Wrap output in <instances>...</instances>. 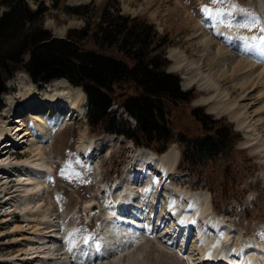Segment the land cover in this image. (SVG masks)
I'll use <instances>...</instances> for the list:
<instances>
[{
	"label": "rangeland",
	"instance_id": "1",
	"mask_svg": "<svg viewBox=\"0 0 264 264\" xmlns=\"http://www.w3.org/2000/svg\"><path fill=\"white\" fill-rule=\"evenodd\" d=\"M39 1H43L44 5L48 7L44 25L52 31L53 37L56 38L65 39L70 29L83 28L86 25V19L92 24V29H95L101 19V13L108 2L112 5L113 10L120 9L123 15L145 18V20L155 25L161 35L167 36L169 43L166 45L165 51L170 63L168 70L178 75L181 80V90L188 92L189 100L174 102L164 99L165 104L168 106L169 119L172 123V140L174 143L170 145L169 150L162 154V156L171 154L173 152L171 150L174 149V151H178L179 158H181L184 151L181 145H189L191 146V150H193L195 146L192 139L206 134L203 125L194 116L195 109H199L204 114L211 115L212 119H218L219 121L216 123L218 127L230 126L232 131L237 134V137L234 139L233 144L228 147L229 149L220 155L211 159L199 157L198 160H201V162L197 163L196 167L192 169L195 173L193 171L181 172L176 170L173 175L171 174L169 179H163L167 176L164 177L161 172L160 174L156 172L159 170H154V167L152 169L148 167L143 173H140L138 175L139 181L137 183L136 181L128 183V187L134 190L131 196H135V200H138L139 197L141 199L140 203L145 204L146 208L143 211H147L143 212L142 209L140 211V213L143 212V215H145V222L141 221V219L136 220L137 223L139 222V230H137L134 224L131 225L132 227L128 226L127 220L117 219L118 221L121 220L120 224L123 225L122 228L126 231L120 234L110 233V228L108 227L110 219H108L106 213L114 207L112 200H114V195L118 194L117 192L122 189L128 173H131L130 166L132 165V169L136 166L135 158L139 150L136 147V151H131L133 149L131 141H124L122 144L115 138L114 147L110 149L109 147H101L100 150L94 152L93 156L84 159L86 166L89 167L88 170L84 163L80 161V158H77L78 152L81 154L79 146L81 145V138L84 137L83 132L87 131L88 140L91 139L89 141H100L108 135L101 133V129L97 128L93 130L88 125L85 115L87 111V100L85 97V102L82 105L84 116L81 118L74 117V115H71L72 117L64 116L58 118V120L55 117L58 124H63V129L53 131L50 138L44 139L43 144L49 149L48 164L53 169V173L46 176L47 186L44 193L38 196L39 198L43 197V203L40 206L36 205L32 210L21 211L18 207H13V203L8 204L10 201L7 199L10 193L7 195V192L12 193L16 188L12 185L18 181L10 178L11 183L4 186L5 180L3 181V174H0V201H2L0 203V255L9 258L16 256L18 257L16 262L19 263L28 261V258H31V253L34 251L29 250L31 248L30 244L34 242L32 238L39 237L38 231L40 230H35L38 226L42 228L43 232L40 233L45 237L44 241L48 245L47 253L51 256L48 264H187V261H182L179 258L182 255L178 253V249H173V253H169L172 251V248L166 244L169 242L173 243L179 233L188 234L186 237H183L184 244L182 238L181 241L177 240L176 242L177 244L178 242L182 243L180 248L188 252L187 257L191 264H210L206 260L203 261L209 253L219 258L221 264H230V261L232 264H249L250 255H254V253H251L252 249L257 248L260 243L264 242V238L259 235V233L264 232V82L261 80L263 76H261L262 78L252 77V82H245L243 88L236 86L234 84L235 80H242V78L248 77V71L240 68L231 71L229 70L230 67L224 66L223 69L221 65H215L216 59H208L202 56L205 45L200 41L204 35L202 28H204L209 36L215 34L213 37L217 36L216 40L219 37V35L213 32V29L207 27L208 21H204L202 7L216 5L217 8L227 9L230 3L212 4V0ZM244 1L249 3L248 7L252 9V13L259 18L261 17L260 21H262L263 14L258 12L261 9L258 0H241L243 3ZM29 4L33 8L37 7L36 0H29ZM65 5L72 7L86 6L82 10L85 13L86 19L79 15L67 13L64 9ZM3 10L4 8L0 5V14ZM234 10L242 12L244 14L243 17L246 16V13H250L239 6L234 9L224 10V12H233ZM257 12L259 13L258 15ZM260 14L262 15L260 16ZM240 23L237 22V25L239 26ZM205 24H207L206 29L204 27ZM229 24L230 21H227L225 28L230 29L231 26L229 27ZM261 27H264V21L254 27L255 29L251 28L252 31L249 28H240L241 31L243 30L247 34L259 36V29ZM218 40L222 42L220 37ZM81 45L85 49H98V45L92 37L83 41ZM171 49L183 53L185 55L184 62L189 60L191 62L198 61V63L202 64L203 71L206 73L205 76L210 78L209 85L201 86L200 79H197L199 83L185 85V76L183 77L182 71L174 68L175 62L169 52ZM109 53L125 59L121 52L111 50ZM263 62L261 64L264 66ZM226 70L230 72L223 79H220L218 76H220L221 72H226ZM25 72L22 69L21 71L17 70L14 76L5 82L7 90L0 97L2 101L0 105V121L4 120L5 122H0V127H5V124L8 122L12 123L17 117H21L19 119L22 120L24 119L22 123L26 126L23 128V131L26 128L27 130H31L35 125L34 116H31L26 103L24 104L20 95H18L21 90H24V87H19L16 81L19 78H26V83H32L36 87L39 85L33 83L29 74L27 73V75ZM19 73L23 74V78L19 77ZM258 73L259 71L255 74ZM188 74L189 72L186 73V75ZM39 87L40 89L44 88L43 85ZM121 89L116 92V95L118 93L123 95L126 87L122 86ZM227 91L230 92L229 96H223ZM137 92H139L138 88L131 83L128 94L132 95ZM15 94H17V97ZM4 96H8L6 97L7 102L3 98ZM211 97L213 99H209ZM205 98L207 100L203 101L202 99ZM11 100L16 102L14 106L15 110L10 109ZM232 101H237L232 105V108L235 111L242 109L240 110L241 115L239 118L243 117L244 120L240 119L238 121L228 112H220L213 109L212 105L214 104L218 105ZM111 108H113V111H117L118 118L122 117L127 122H135V118L119 108L118 104H113ZM16 110L19 111L16 112ZM201 112H199L200 115ZM2 115H7L8 119L3 118ZM246 118L247 120L250 118V120L247 122ZM19 119H15V121L17 122ZM209 124H211V129L214 131V124ZM10 126L16 125L10 124ZM22 135L21 133L20 137ZM183 136L187 138H184L186 141H184ZM23 145L25 149L19 146L11 148L12 150L14 149L11 153L12 156L0 152V163L6 159L13 162L31 156L33 153L32 148L26 144ZM101 146H104V144L102 143ZM133 158L135 159L134 161L132 160ZM62 171H64V175H61ZM118 178L120 180L116 183ZM139 187H148L147 193L137 195L136 190L139 191ZM180 190L203 192L208 195L209 190L212 191L210 198L213 202L212 208L217 210V212H222L224 215H213L210 209V202L207 203L205 198L200 197L198 206L200 207L199 211L202 208V216H191L192 218L189 217V220L184 223L185 225L179 223V226H177L176 223L179 219L176 216L172 218L173 214L170 213L171 211L168 206L171 203V199L178 196L177 193ZM13 194H17V192ZM18 199L21 202L17 200L16 205L21 206V197L19 196ZM110 201L111 205H108L107 203ZM182 202L185 201L183 200ZM188 205L190 204L185 203L183 207ZM48 206L50 207L49 212L54 213L52 219L49 220L45 219L43 214ZM154 206L159 208L160 213L156 222V229L159 227V222L164 215L170 220L169 224L163 217L165 221L162 222L160 230L156 231V233L147 232L148 234H145V236L141 235L143 242L139 248L134 247L125 250V248L131 246H127L125 243L131 244V239H137L135 234L138 231H143L147 228H149V231L152 229L151 221L153 219L148 218L153 215ZM124 215L127 218L132 217V214L128 212ZM247 216H250V218L247 219ZM102 217H105L106 223L105 220L99 219ZM192 220L195 222H192ZM153 225L155 227V224ZM187 225H190V227ZM184 226L186 228H182ZM193 227L197 232L196 237H194L192 231ZM52 231H56L61 240L57 239L58 241H56L51 239L49 235ZM190 235L193 237H189ZM225 236L227 237L226 239L224 238ZM129 237L131 238L127 241ZM172 237H175L174 240L170 239ZM66 238L67 240H64ZM82 239L86 240L83 242H86V244L81 245L78 242ZM77 243L78 246L76 245V247L78 248L76 249L73 247V244ZM111 243L118 244V252L113 253L114 255L109 259L102 257L97 260V250L105 252V246L109 248L113 247ZM63 245L67 246V248H64ZM260 255L261 257L253 258L256 264H264V252L262 251ZM94 260L95 262H93ZM46 261L47 258H44L38 261L37 264H46ZM0 264L13 263L9 261L0 262Z\"/></svg>",
	"mask_w": 264,
	"mask_h": 264
},
{
	"label": "trees",
	"instance_id": "2",
	"mask_svg": "<svg viewBox=\"0 0 264 264\" xmlns=\"http://www.w3.org/2000/svg\"><path fill=\"white\" fill-rule=\"evenodd\" d=\"M36 3L34 9L29 0H0L4 8L0 14V97L6 90L5 82L18 69L27 71L34 82L66 78L86 93L87 118L93 130L124 135L137 146L166 150L173 140L164 99L189 100L188 92L181 90L178 75L166 70L167 36L160 35L145 18L123 15L108 2L95 29L82 11L86 6L65 5L67 13L82 16L86 25L70 29L65 39L56 38L44 25L48 7L43 1ZM90 37L98 49L82 47ZM111 50L121 52L125 59L109 53ZM131 83L139 90L136 94H128ZM122 86L126 87L123 95H116ZM114 103L135 118V126L117 117V111L110 109ZM199 112L195 109L194 116L206 134L192 139L193 150L183 145L181 167L190 164L194 168L201 162L199 157L220 155L237 136L230 126L218 127V120ZM209 123L214 124V131Z\"/></svg>",
	"mask_w": 264,
	"mask_h": 264
},
{
	"label": "bare ground",
	"instance_id": "3",
	"mask_svg": "<svg viewBox=\"0 0 264 264\" xmlns=\"http://www.w3.org/2000/svg\"><path fill=\"white\" fill-rule=\"evenodd\" d=\"M258 2L261 8L260 10H258V12L263 14L262 16L263 18L261 21V23H263L264 21V0H258ZM258 12H257V15L259 14ZM225 13H231V16L223 17L222 18L223 23H214L212 20H210V18H208L203 13L204 21L205 20L208 21L207 23L208 26L207 24H205L204 26L205 29H206V26L210 29H213V32H215L216 35H219L220 39H222V42L224 43L219 42L218 40L219 37L216 40L215 38H217V36L215 38L213 37L215 34L214 35L212 34L209 36L207 32L204 30V28H202L204 35L203 37H201L200 41L203 43V45H205L204 47L205 50L203 51L202 56H205L208 59L210 58L216 59L214 64L221 65L223 69L225 66V67H230L229 70L231 71H234L237 68H240L242 70H247L248 77L242 78V80H235L234 84L236 86H241L243 88L245 86L244 83L245 82L249 83L250 81L252 82V77H255V76L256 77L263 76V79L261 80H263L264 82V66L263 64H261L262 61H264V52L257 49L254 46V42H252L251 40L246 45L245 42L240 39L241 37H249V38L259 37L261 33L259 36H256L254 34H247V32H244L243 30L241 31V28L237 25V22L242 23L246 21L244 20L245 17H243L244 14L240 12L239 10H234L233 12L229 11ZM262 14H260V16ZM227 21H230V24H229L231 25L230 29L225 28V25H227ZM169 52H170V56L174 59V62H175L174 68L176 70H181L183 77L185 76V85H193L194 83L197 82V79H200V82L202 83L200 84L201 86L209 85L208 82L210 78L205 76L206 73L203 71L204 69H203L202 64L198 63V61L191 62L187 60L186 62H184L185 55L177 50L171 49ZM258 71L259 73L255 74ZM187 72H189L188 75H186ZM229 72L227 70L226 72H224L225 74L221 72L220 76L218 77L220 79H223L224 76ZM26 74H24L25 77H27ZM22 76L23 74L19 75V77H22ZM21 81H23V83H21ZM25 81H27L26 78L25 79L19 78L16 81L19 87H24V90L23 91L21 90L18 95H20L24 104L26 103V107L29 108V112L31 116H34L35 125L33 126L31 130H27L26 128V130L23 131V128L26 126V125L24 126L22 123L24 119L22 120V119H19L21 117H17L15 118V119H19L17 122L13 118L14 121L12 123L8 122L7 124H5V127H0V140L1 139H6V141L10 140L12 144L19 146L23 149H25L23 144H26L28 147L32 148L33 153L31 154V156L27 155L28 157L26 158L24 157L25 159L13 161V162H11L8 159L6 160L2 159L3 161L0 163V170L2 169L0 174H3L2 175L4 177L3 181L5 180L3 183L4 186L5 184L9 185L11 183L10 178H14V181H18L16 182V184L12 185L16 187L15 190L12 193L7 192V195L8 193H10L7 200L10 201L8 202V204L13 203L12 206L18 207L21 211L22 210H25V211L32 210V208L35 207L36 205L40 206L43 203V197L39 198L38 196L39 195L41 196L44 193L45 187L47 186L46 176H48V174L53 173V169L48 164L49 163V149L47 148L45 144H43L44 139L50 138L51 133H53V131L55 130L60 131L61 129H63V124L62 125L58 124V122H56L55 117H57V120L58 118H62L64 116H71V115H74V117H80V118L83 117L84 111L82 109V105L84 104L85 97H86L85 93L83 92L81 88L73 87L69 85L65 80H55L43 86L44 88L42 89H40L39 86L36 87L32 83L29 84V83H26ZM219 93L221 94L222 92H219ZM229 93L230 92L227 91L225 92L223 96H227V95L229 96ZM15 96L17 97V94H15ZM6 97L8 96H4L3 98L7 102ZM11 97L13 98V96ZM209 99H213V98L211 97ZM202 100L206 101L207 98L202 99ZM235 102L237 101H234V102L232 101L226 104L225 103L223 104L221 103L218 105L214 104L212 106H213V109L218 110L220 112L230 113L232 117L237 119L238 121L240 119L244 120L243 117L239 118V116L241 115L240 110L242 109L238 111L233 110L232 105ZM10 103H9L10 109H14L16 102L11 100ZM7 106H8V103H7ZM17 111L19 110H16V112ZM248 120H250V118ZM0 122H5V121L1 120ZM10 124H14L16 126H10ZM239 126L241 125L239 124ZM21 133L23 135L20 137ZM41 135L44 138H42ZM83 135L84 137L81 138L80 140L81 145L79 146V150L81 151V154H83L84 159L93 156L94 152L97 150H100L101 147H106V148L109 147V149L114 147V140H115L114 136L112 137L105 136L100 141H89L91 139L88 140L86 130L83 132ZM118 140L121 143L126 141L125 139L121 137H118ZM102 143L104 144V146H101ZM4 149L6 150L5 155L10 154L12 156L11 154L12 149L10 148L7 149V145L4 148H2L1 151L3 152ZM171 152H172L171 154H166L160 157V156H156L154 153L148 150L140 149L139 152L137 151V155L135 158L136 166L133 169H131L130 174L128 173V176L124 181V185L122 189H120L117 192L118 194L114 195V200H112V203H114V207L110 209L109 211H107L106 213L108 216V219H110L109 225H108V227L110 228L109 230L110 233L120 234L126 231L125 229L122 228L123 225L120 224V221L122 219L128 221L129 223L128 226H131L132 224H134L136 226L135 228L139 230L138 229L139 222L137 223L136 220L144 219L145 215H143V212L147 210L143 211V209L146 207L144 203L143 204L140 203L141 199H139L138 196H137L138 200H135V196L133 197L131 196L132 192L134 193V190L132 186H131L132 189L128 187V183L135 182L136 179L139 178L138 175L140 173H143V171L146 170L149 166L151 169L152 167H154V170H159L162 173V176L164 177L171 175L170 173L172 172L174 173L175 166L177 165L178 160H179V154L177 153L178 151L176 150L174 151V149L171 150ZM147 188L148 187H139L140 190L139 191L136 190V194L139 195L142 193H147L148 191ZM14 192H17V194H13ZM177 194L178 196L176 198H172L171 203L168 206L171 211L170 213L173 214L172 218L176 216L177 219H179L178 220L179 222L175 219V221H177L176 223L177 226H179V223L183 225L185 222L189 220L188 218L191 216L192 217L202 216V213H203L202 208L200 209L201 211H199L200 207L198 206V202H199L200 197H203L205 198V201L208 203L209 195L207 193L180 190L179 193ZM19 196L21 197V200H22V205L20 203L21 206H19L18 204L16 205V202L19 201L18 199ZM183 200L185 202H182ZM1 202L2 201H0V203ZM185 203H188L190 205L183 207ZM49 209L50 207L48 206L46 208V211L44 210L43 212L44 218L48 220L52 219L54 215L53 212L52 213L49 212ZM141 209L143 212L140 213ZM126 212H128L129 214H132V217L127 218L126 215H124ZM190 212L192 215L190 214ZM117 219H121V220L118 221ZM192 222H195V221L192 220ZM190 225H187V226L190 227ZM147 229L149 231V228ZM35 230H40L38 231L39 237L32 238L34 242L30 244L31 248L29 250H34V251L31 253L32 254L31 258L30 259L28 258V261L24 263L16 262L18 258L16 256H13L12 258L3 256L4 259L2 260L10 261L13 264H37V262L40 261L41 259L47 258L46 264H48L49 263L48 261H50L51 256H49L47 253L48 245H47V242L44 241L45 237L42 235V233H40V232H43L42 228L37 226ZM134 232H137V231H134ZM35 236H37V234H35ZM49 236L51 239L56 240V241H58L57 239L60 238L59 234H57L56 231H52ZM224 238L226 239L227 237L225 236ZM53 240L52 242H54ZM73 245H74L73 246L74 248L76 249L78 248L76 247V244H73ZM261 247L264 249V245H261ZM72 252H75V251H72ZM0 256L2 257V255ZM204 260H206V262L208 261L210 264H221L220 259L217 258L215 255L207 254V256L203 259V261Z\"/></svg>",
	"mask_w": 264,
	"mask_h": 264
},
{
	"label": "snow or ice",
	"instance_id": "4",
	"mask_svg": "<svg viewBox=\"0 0 264 264\" xmlns=\"http://www.w3.org/2000/svg\"><path fill=\"white\" fill-rule=\"evenodd\" d=\"M226 2L231 3V0H212V4H223ZM231 6L233 8L236 7V5L234 3H231ZM201 10L214 23H223V19H222L223 17L231 16V13H225L224 10L221 8H217V9L213 10L212 8H210L208 6H203ZM244 20L246 22L240 23V25H239L240 27L251 29V28L258 26L261 23L260 18L255 16V14H253V13H246ZM229 26H231V25H229ZM259 31L261 33V35L259 37H251V38L241 37L240 39L243 40L246 45L251 40L252 42H254V46L257 49L264 52V27H261L259 29ZM69 167H70V165H69ZM61 175H64V171L61 172ZM259 235L262 238H264V232L259 233Z\"/></svg>",
	"mask_w": 264,
	"mask_h": 264
}]
</instances>
